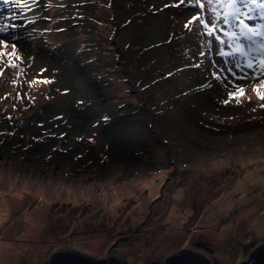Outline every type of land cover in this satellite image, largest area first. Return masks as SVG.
<instances>
[{
	"label": "rangeland",
	"instance_id": "rangeland-1",
	"mask_svg": "<svg viewBox=\"0 0 264 264\" xmlns=\"http://www.w3.org/2000/svg\"><path fill=\"white\" fill-rule=\"evenodd\" d=\"M168 3L25 0L27 11L11 9L32 22L19 32L24 72L0 62V264H47L62 247L100 258L114 243L128 264H163L182 248L238 264L264 242L259 81L241 84L250 102L220 104L215 43L195 22L184 28L199 10ZM177 30L181 50H160ZM202 50L212 55L194 66ZM41 68L51 82L29 85Z\"/></svg>",
	"mask_w": 264,
	"mask_h": 264
},
{
	"label": "snow or ice",
	"instance_id": "snow-or-ice-1",
	"mask_svg": "<svg viewBox=\"0 0 264 264\" xmlns=\"http://www.w3.org/2000/svg\"><path fill=\"white\" fill-rule=\"evenodd\" d=\"M35 2L36 0H31L33 5ZM184 2L185 0H170V3L162 4L161 7H180ZM187 2L199 5L200 10L184 21V28L190 29L195 22L200 31L210 38L207 44L211 46L213 42L215 43L217 51L214 56L220 57L223 61L222 64H217L215 59H212L209 68L211 77L227 91V98L220 99L219 103L227 106L235 99V104L239 106L244 102L242 98L250 102L252 98L247 96L246 88L241 84L251 76L259 81L252 85V91L261 101L258 107L264 110V0H206V3L204 0H187ZM4 5L9 6V11L7 14L0 12V62L7 57L6 66L17 68L22 74L24 68L21 65L24 61L23 56L18 54V41L21 40L19 32L23 31L32 21L25 19L20 23V15L11 10L22 8L27 11L25 0H11V4L10 0H3V5L0 6ZM206 10L211 14L210 21L205 18ZM24 34L27 37L32 36L29 32ZM198 55L201 59L194 66H200L204 62V57L212 54L202 50ZM46 71L47 69L41 68L39 74L28 81L29 85L49 84L51 78L43 75ZM0 72H3L2 67H0ZM166 75L170 76L171 73H166ZM12 83L15 84L16 81L13 80ZM204 86L201 85V87ZM7 95L5 93V96ZM17 98H20L19 92H17ZM109 119L108 115L100 117V120L105 122ZM114 248L115 244L109 247V254L114 258H119V254L113 251Z\"/></svg>",
	"mask_w": 264,
	"mask_h": 264
},
{
	"label": "water",
	"instance_id": "water-1",
	"mask_svg": "<svg viewBox=\"0 0 264 264\" xmlns=\"http://www.w3.org/2000/svg\"><path fill=\"white\" fill-rule=\"evenodd\" d=\"M203 246L207 251H212L211 248L205 247V245ZM113 251L117 253L115 249H113ZM164 263L211 264L210 260L204 254L189 248H182L179 251L168 255ZM47 264H128V262L120 255L119 258L112 257L109 254V250L105 257L96 258L74 248L62 247L50 255ZM238 264H264V242L255 246L250 251L249 258L241 260Z\"/></svg>",
	"mask_w": 264,
	"mask_h": 264
},
{
	"label": "trees",
	"instance_id": "trees-1",
	"mask_svg": "<svg viewBox=\"0 0 264 264\" xmlns=\"http://www.w3.org/2000/svg\"><path fill=\"white\" fill-rule=\"evenodd\" d=\"M204 2L206 3V0H204ZM187 7H191V8L200 10L199 5H197L195 3H188L187 0H185L183 5L180 7H166V8L174 11V10L184 9ZM206 14H208L207 10H206L205 16H207ZM182 33H183L182 31L177 30L176 33L172 35V38L170 37L169 39L165 40L164 42H162V43L160 42V44H162V45L159 44V46H158L160 48V50L167 51V49H168L170 52H172L173 49L181 50L180 48H178L179 47L178 45L181 41L180 37H181ZM173 39H174V41H173ZM180 47H183V46L181 45ZM153 49H155V48H153ZM169 51H167V52H169ZM185 52L186 51H184V55H185ZM123 75H124V78L126 81L129 80L130 75H129V70L127 67H125V70L123 71ZM141 101H144V99L142 98ZM142 107L144 109V106H142ZM250 112H252V111H250ZM203 116H204V114H203ZM201 118H203V117H201ZM203 119H206V118H203Z\"/></svg>",
	"mask_w": 264,
	"mask_h": 264
},
{
	"label": "flooded vegetation",
	"instance_id": "flooded-vegetation-1",
	"mask_svg": "<svg viewBox=\"0 0 264 264\" xmlns=\"http://www.w3.org/2000/svg\"><path fill=\"white\" fill-rule=\"evenodd\" d=\"M118 239V238H117ZM203 245H205V247H208L209 248V246H207V244L205 243V242H203V241H200V242H195V246L197 247V248H199V249H203V250H206V249H204L203 247ZM207 251V250H206ZM208 252H210V251H208ZM153 263H156V262H153ZM163 264H165V263H163Z\"/></svg>",
	"mask_w": 264,
	"mask_h": 264
}]
</instances>
